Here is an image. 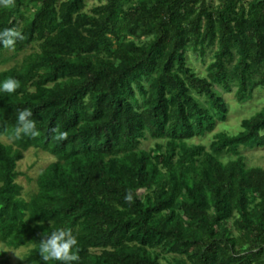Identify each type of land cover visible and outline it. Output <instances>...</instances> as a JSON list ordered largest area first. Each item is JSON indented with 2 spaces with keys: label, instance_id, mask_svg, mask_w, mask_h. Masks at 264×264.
Returning a JSON list of instances; mask_svg holds the SVG:
<instances>
[{
  "label": "trees",
  "instance_id": "trees-1",
  "mask_svg": "<svg viewBox=\"0 0 264 264\" xmlns=\"http://www.w3.org/2000/svg\"><path fill=\"white\" fill-rule=\"evenodd\" d=\"M97 1L0 6V30L25 36L0 47V80L19 82L0 94V264H41L58 227L78 264H264V167L241 153L264 146V105L193 140L226 119L216 87L239 102L264 88V0ZM22 108L38 136L12 135ZM31 147L52 160L24 195ZM10 249L24 250L13 263Z\"/></svg>",
  "mask_w": 264,
  "mask_h": 264
},
{
  "label": "rangeland",
  "instance_id": "rangeland-1",
  "mask_svg": "<svg viewBox=\"0 0 264 264\" xmlns=\"http://www.w3.org/2000/svg\"><path fill=\"white\" fill-rule=\"evenodd\" d=\"M97 0H87L85 9H89L93 4H96ZM20 55L18 59H20ZM191 64L194 69L199 73L204 72V62H201L199 59L195 58L191 53L188 54ZM208 58H206V62ZM13 60L8 61L7 63L1 64V68H5L9 66ZM216 90L219 92L221 96H223L224 100L227 103L228 111L227 116L224 121H217L215 127L210 133H207L204 137H196L193 140L195 142L201 141L202 143H206L208 138L214 132H218L220 130H227L228 133H236L240 129V121L245 117H249L256 113L257 109L264 105V88H257L253 94V97L245 102H239L237 100L238 95L233 91L226 92L224 89L220 87H216ZM256 110V111H255ZM254 111V112H253ZM3 141H7V137H0ZM144 146L152 145V141H144ZM241 153L244 157V161L248 167L251 166H260L264 167V146L263 147H254V148H246L242 149ZM52 160V157L45 151L35 148H29L24 152L23 158L18 161V170L23 173L18 177L19 183L22 185L23 194L25 192L31 191L35 187L34 177L47 163ZM30 178V180H29ZM23 249L19 250H8V254L10 256L11 262L13 263L17 260Z\"/></svg>",
  "mask_w": 264,
  "mask_h": 264
},
{
  "label": "clouds",
  "instance_id": "clouds-1",
  "mask_svg": "<svg viewBox=\"0 0 264 264\" xmlns=\"http://www.w3.org/2000/svg\"><path fill=\"white\" fill-rule=\"evenodd\" d=\"M13 5L14 0H0V6L11 7ZM24 39L25 36L19 30L13 28L0 30V47L14 50L16 41ZM18 87L19 82L12 77L0 80V94H11L15 92ZM15 121L16 123L12 130V135L16 139H20L22 136L36 137L39 135L37 122L33 118V112L30 108L18 110ZM58 135L60 139L65 138V133L62 131L59 132ZM0 140L2 139L0 138ZM124 199L127 202H131L133 200L132 193L126 192ZM37 223H40V221ZM77 250V240L72 230L68 227L53 228L49 233L41 235L36 249L41 264H48L49 261L57 262V264H78L80 257Z\"/></svg>",
  "mask_w": 264,
  "mask_h": 264
}]
</instances>
